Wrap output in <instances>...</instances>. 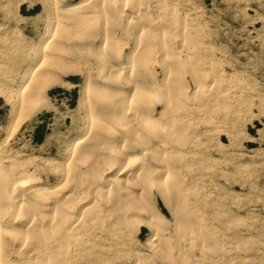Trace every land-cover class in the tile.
<instances>
[{"label": "bare ground", "instance_id": "6f19581e", "mask_svg": "<svg viewBox=\"0 0 264 264\" xmlns=\"http://www.w3.org/2000/svg\"><path fill=\"white\" fill-rule=\"evenodd\" d=\"M174 3L54 0V24L40 36L39 48L16 70L13 85L0 84L12 105L0 138V264H103L102 250L132 243L134 228L150 231L146 242L163 264L201 261L190 246L205 223L186 206V181L177 173L187 165L183 153L198 140L189 137L190 123L207 120L205 113L233 92L228 75L195 58L193 17ZM4 54L0 69L7 75L12 64ZM89 57L94 66L81 71L82 133L60 160L41 158L44 179L38 159L10 143L28 116L47 106L48 90L77 72L67 64ZM52 170L59 174L55 182ZM161 201L173 223L157 207ZM135 255L133 264L145 257L138 250Z\"/></svg>", "mask_w": 264, "mask_h": 264}, {"label": "rangeland", "instance_id": "374dc122", "mask_svg": "<svg viewBox=\"0 0 264 264\" xmlns=\"http://www.w3.org/2000/svg\"><path fill=\"white\" fill-rule=\"evenodd\" d=\"M57 1L68 5L81 0ZM171 1H175L181 12L193 17L195 27L192 30L196 29L192 40H196L197 48L199 46L195 58L199 56L201 67L214 66L231 77L227 79L231 84L230 92H233V95H225L216 113H205L207 120L199 121V125L194 120L188 128L189 137L194 135L198 140L190 144L188 153H183V163L186 161L187 165L179 168L177 177L186 181L185 196L189 205L186 206L194 209L205 226L202 232L196 233L199 238L193 240L195 244L187 247L190 246L192 253L201 260L196 264H264V0ZM53 2L0 0V52H5L4 55L10 57L8 65L12 64L9 65L11 73L5 71L8 77L0 69V84L13 85V78L18 74L16 70L28 63L39 48L40 36L54 24L49 15L54 11ZM61 27L63 32L67 31L66 26ZM87 50V53L92 51ZM89 58L73 66L67 64L70 70L77 72L62 78L66 83L80 85L59 83L48 90L47 106L28 116L18 136L10 143L13 149H21L25 155L38 159L39 173L44 179L47 177L42 170L47 166L41 158L60 160L70 141L82 133L84 113L79 100L84 79L81 71L94 66V58ZM192 101L189 100L191 107ZM11 107L7 97L0 94V138L10 121ZM58 175V171L52 170L51 182H55ZM156 204L173 223L164 202ZM133 231L129 235L132 243L102 250L106 254L101 260L103 264H133L135 250L145 254L141 258L145 261L140 260L138 264H163L146 242L150 231L147 228L138 233L135 228ZM103 241L110 244L108 240Z\"/></svg>", "mask_w": 264, "mask_h": 264}]
</instances>
